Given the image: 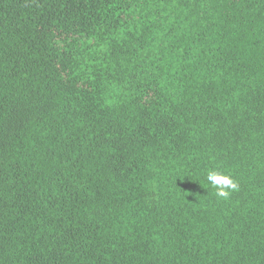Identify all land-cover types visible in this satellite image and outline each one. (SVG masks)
Instances as JSON below:
<instances>
[{"label": "trees", "instance_id": "16d2710c", "mask_svg": "<svg viewBox=\"0 0 264 264\" xmlns=\"http://www.w3.org/2000/svg\"><path fill=\"white\" fill-rule=\"evenodd\" d=\"M0 264H264V0H0Z\"/></svg>", "mask_w": 264, "mask_h": 264}, {"label": "clouds", "instance_id": "9594fccd", "mask_svg": "<svg viewBox=\"0 0 264 264\" xmlns=\"http://www.w3.org/2000/svg\"><path fill=\"white\" fill-rule=\"evenodd\" d=\"M209 184L215 189L217 198L227 200L231 193L238 190V183L228 174L217 170H210L206 177Z\"/></svg>", "mask_w": 264, "mask_h": 264}]
</instances>
